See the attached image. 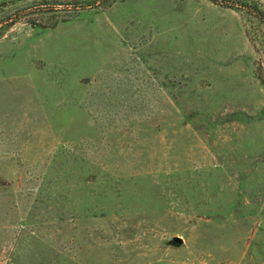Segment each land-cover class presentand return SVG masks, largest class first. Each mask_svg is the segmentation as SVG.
<instances>
[{
	"label": "rangeland",
	"instance_id": "rangeland-1",
	"mask_svg": "<svg viewBox=\"0 0 264 264\" xmlns=\"http://www.w3.org/2000/svg\"><path fill=\"white\" fill-rule=\"evenodd\" d=\"M0 264H264V26L0 0Z\"/></svg>",
	"mask_w": 264,
	"mask_h": 264
},
{
	"label": "trees",
	"instance_id": "trees-1",
	"mask_svg": "<svg viewBox=\"0 0 264 264\" xmlns=\"http://www.w3.org/2000/svg\"><path fill=\"white\" fill-rule=\"evenodd\" d=\"M221 7L231 9L235 12H243L264 26V10L258 0H209ZM247 19V18H246Z\"/></svg>",
	"mask_w": 264,
	"mask_h": 264
},
{
	"label": "water",
	"instance_id": "water-1",
	"mask_svg": "<svg viewBox=\"0 0 264 264\" xmlns=\"http://www.w3.org/2000/svg\"><path fill=\"white\" fill-rule=\"evenodd\" d=\"M178 241H179V239H178Z\"/></svg>",
	"mask_w": 264,
	"mask_h": 264
}]
</instances>
